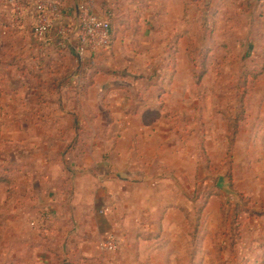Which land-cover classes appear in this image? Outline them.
I'll return each mask as SVG.
<instances>
[{
	"label": "rangeland",
	"instance_id": "rangeland-1",
	"mask_svg": "<svg viewBox=\"0 0 264 264\" xmlns=\"http://www.w3.org/2000/svg\"><path fill=\"white\" fill-rule=\"evenodd\" d=\"M230 17L229 65L207 63L179 71L167 67L163 72L168 104L180 114L171 123L176 133L163 154L172 167L157 171L173 175L174 181L157 185L158 196L149 199L147 207L141 205V217L134 212L130 237L124 245L118 241L117 252L104 250L102 240L93 260L62 255L67 237L60 235L51 216L36 209L35 198H44L50 188L59 190L55 195L68 192L67 185L54 179L65 158L61 130L68 122L57 105L34 102L31 96L37 97L43 79L47 82L39 90L42 97L60 98L51 88L47 59L41 81L30 79L21 68L34 67L35 60L22 50L25 40L6 37L14 25L10 18H0V264H264V42L257 39L258 24L247 26L246 18L238 23L236 13ZM240 34L256 38L236 41ZM196 44L201 64L205 49L214 42L198 35ZM109 53L107 48L92 54L103 61ZM73 58L67 67H77L78 59ZM109 59L106 67L113 63L118 72L148 73L145 67H126L124 57ZM208 59L214 64L220 55ZM84 62L88 65L87 59ZM82 68L85 78L79 93L87 105L101 93L93 87V68ZM161 68L150 72L154 80ZM118 81H123L121 76ZM74 95L71 91L62 97ZM235 123L237 135L231 128ZM45 221L51 222V230H45ZM108 235L117 237L111 232L100 238Z\"/></svg>",
	"mask_w": 264,
	"mask_h": 264
},
{
	"label": "crops",
	"instance_id": "crops-1",
	"mask_svg": "<svg viewBox=\"0 0 264 264\" xmlns=\"http://www.w3.org/2000/svg\"><path fill=\"white\" fill-rule=\"evenodd\" d=\"M86 3L93 13L109 18L113 32L110 53L103 61L95 59L96 68L92 69V72L99 69L93 87L101 95L88 100L87 105L79 94L84 86L82 71L67 67V63L73 62V55L57 54L58 36L53 33L44 41L36 40L28 32L35 25L31 13L18 18L0 6V18H10L14 33L9 30L6 37L25 40L22 50L33 57L31 60L39 56L61 63L52 67V89L58 87L56 82L66 80L71 85L65 92L76 87L74 97L65 96L57 101L46 97V105H57L61 117L68 122V127L61 130L65 158L61 172L54 177L67 185L68 192L64 191V196L55 195L52 193L59 190L50 188L44 198L37 196L35 201L37 211L51 216L60 235L67 237L66 252L62 255L93 260L99 256L101 242L106 239L100 238L101 235L115 232L124 245L130 237L134 212L138 211L141 217L144 214L141 205L147 207L149 199L157 198V185L174 181L173 175L157 171L172 167L173 163L166 161L163 154L176 133L171 123L180 114H175L167 94L162 93L163 72L167 67H178V71L180 67H194L190 57L196 56L198 35L199 39L214 42L204 54L220 55L214 64L210 59L208 67L229 65L233 36L229 31L233 20L230 16L236 13L238 23L246 18L247 26L258 24L261 31L257 39L264 42V6L259 0H68L69 9L76 15ZM5 13L7 17L2 15ZM254 38L240 34L236 41ZM75 40L76 36L72 37L70 46ZM109 57H124L126 67H145L148 73L142 76L128 69L118 72L113 63L106 67ZM33 65L37 67V59ZM153 67H162L156 80L150 74ZM119 73L123 81H118ZM31 97L38 104L36 95ZM44 224L45 230L53 227L50 221Z\"/></svg>",
	"mask_w": 264,
	"mask_h": 264
},
{
	"label": "built area",
	"instance_id": "built-area-1",
	"mask_svg": "<svg viewBox=\"0 0 264 264\" xmlns=\"http://www.w3.org/2000/svg\"><path fill=\"white\" fill-rule=\"evenodd\" d=\"M264 6V0H259ZM0 6L9 10L15 17L22 18L31 13L35 18L33 37L44 41L55 33L58 47L71 45L78 59H83L88 51L95 52L109 48L113 42L112 25L108 17L93 13L90 5L83 4L74 14L68 6V0H0ZM102 248L117 252L118 239L108 235Z\"/></svg>",
	"mask_w": 264,
	"mask_h": 264
},
{
	"label": "trees",
	"instance_id": "trees-1",
	"mask_svg": "<svg viewBox=\"0 0 264 264\" xmlns=\"http://www.w3.org/2000/svg\"><path fill=\"white\" fill-rule=\"evenodd\" d=\"M11 34H13L14 33V31L13 30H11L10 29V31H9ZM29 32V34H33L34 33V30H33V28L32 29H30V31H28ZM33 48V47H32ZM31 48V49H32ZM63 52H67V53H69V54H71V55H73L74 57H77L76 56V54H75V48L73 47V46H70V45H65V46H60V47H57V54H60V53H63ZM191 52L193 53V51L191 50ZM93 52H91V51H88L87 53H86V55H85V58L84 59H78L77 60V67L79 68V71H82L81 73L83 74V80H84V78H85V70L82 68V67H90L89 69H91V68H96L95 67V58H94V55L92 54ZM203 56H205L204 58V61L201 63V64H198V62L196 61V56H191L190 58H191V60L194 62V67H207V63H208V61H209V59L206 61V59H207V57H209L207 54H204L203 53ZM15 58H17V57H15ZM31 59H33V57H31ZM35 59H37V62H38V65H37V67H24L25 65H23L22 66V71L23 72H27L28 73V75L29 76H31L36 82L39 80V81H41V77H40V75L42 74V71L45 69V67H44V64L42 63L43 61H45L44 60V58H40L39 56L38 57H35L34 58V60ZM85 59H87L88 60V65H86V63L84 62L85 61ZM40 62V63H39ZM48 62V64H47V66H49V67H47L46 66V70L47 69H49V70H47V72H48V75L50 74L51 76L54 74L53 72H52V67L50 66V65H56V64H59V61H57V60H49V61H47ZM9 66H13V64H9ZM44 68V69H43ZM99 71V69H97V71H95L94 72V76L97 74V72ZM80 73V74H81ZM119 76H121V74L119 73ZM194 77H195V79L197 78L196 77V73H194ZM50 81L52 80V79H49ZM38 81V82H39ZM56 81V80H55ZM45 82H47V80L45 81L44 79H43V84L42 83H40L39 84V87H38V90H37V92H38V94H37V98H38V104H40V103H42V104H44V105H46L47 104V99H46V97L44 98V96L42 97V93H40L39 92V90L41 91L42 90V88H44V86L46 85V83ZM196 82H197V80H196ZM56 83H59V84H57L58 85V87L57 88H55V89H53L54 91H57V93L59 94V96H60V98H63L62 97V94H64V93H67V92H65V89H67L71 84L68 82V80H66V81H63V82H61V84H60V82H56ZM198 83V82H197ZM196 83V84H197ZM38 84V83H37ZM92 83H90V85H91ZM38 86V85H37ZM80 88L81 87H79V90H80ZM69 92H73V91H75V94H76V87H74V88H72V87H70L69 88ZM83 90V89H82ZM82 90L81 91H79V92H81L82 93ZM162 90V93H165V91L163 90V89H161ZM80 94V93H79ZM232 129H236L235 130V132H234V134L235 135H237V129H238V124L236 125V123L234 124V125H232V127H231ZM233 142L234 141H232V144H233Z\"/></svg>",
	"mask_w": 264,
	"mask_h": 264
},
{
	"label": "water",
	"instance_id": "water-1",
	"mask_svg": "<svg viewBox=\"0 0 264 264\" xmlns=\"http://www.w3.org/2000/svg\"><path fill=\"white\" fill-rule=\"evenodd\" d=\"M124 74H125V75H129V74H128V73H126V72H125Z\"/></svg>",
	"mask_w": 264,
	"mask_h": 264
}]
</instances>
